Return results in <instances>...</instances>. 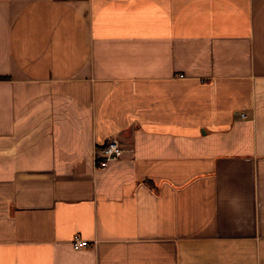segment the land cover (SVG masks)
Wrapping results in <instances>:
<instances>
[{
	"label": "crops",
	"instance_id": "obj_1",
	"mask_svg": "<svg viewBox=\"0 0 264 264\" xmlns=\"http://www.w3.org/2000/svg\"><path fill=\"white\" fill-rule=\"evenodd\" d=\"M0 264H264V0H0Z\"/></svg>",
	"mask_w": 264,
	"mask_h": 264
},
{
	"label": "built area",
	"instance_id": "obj_2",
	"mask_svg": "<svg viewBox=\"0 0 264 264\" xmlns=\"http://www.w3.org/2000/svg\"><path fill=\"white\" fill-rule=\"evenodd\" d=\"M124 153V149L116 139H108L107 142L96 152L94 163L97 168H107L112 163L118 161ZM75 249L87 248L92 245L90 241L75 237L72 239Z\"/></svg>",
	"mask_w": 264,
	"mask_h": 264
}]
</instances>
